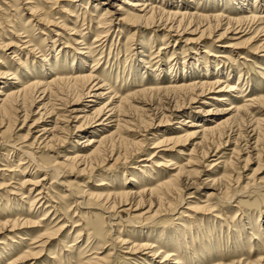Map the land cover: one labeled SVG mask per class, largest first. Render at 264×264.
I'll use <instances>...</instances> for the list:
<instances>
[{
    "label": "rangeland",
    "instance_id": "rangeland-1",
    "mask_svg": "<svg viewBox=\"0 0 264 264\" xmlns=\"http://www.w3.org/2000/svg\"><path fill=\"white\" fill-rule=\"evenodd\" d=\"M0 1L3 4H7L8 2L7 0ZM15 1L14 3L18 4V11L16 10L15 12L9 11L10 9H7L5 5L0 3V29L3 31L2 33L0 32V43L4 42V44H8L11 42L21 49L23 47L22 44L13 35L15 36V31H18L21 28L20 26H26L24 27L27 30L25 34L26 38L21 40L31 41L33 45L45 50L40 54L34 55L28 54V50H24L17 59H20L21 62H26L25 64L31 69V66H34L36 74L38 73L37 76H40L41 79L48 81L51 74L39 75L38 66L44 64V67H48L49 63H54L56 54L58 56L56 59L61 58L62 52L60 50L66 53L69 62L72 58H76V61H74L75 68H81L78 59L82 58L86 60V67L84 66V69H77V72H81L84 75L89 73L87 70L89 71V68L94 64L93 58L101 55L100 63L92 75L104 81L111 87V90H104L103 93H106V96L96 101L97 105L95 106L92 103H88V100L92 98H84L79 104L74 105L80 107V109H83L81 108L82 106L87 105L93 106L96 109L107 103L108 96H112L111 91L117 92V98H123L143 85L162 84L167 86L172 84L171 82L174 79L176 82L178 80L179 83L184 82L186 84L204 80L203 75H197L198 73H192L191 76L183 77L181 70L182 64H185L183 68L184 72H189V65L193 62V71H199L203 68V65L200 63H204L205 60H209L211 63L208 66L212 78L220 79V82H224L225 85L230 84V86H235L237 91L227 93L226 89L225 91H221V93H217V89H215V92L198 97L194 102H190L189 100H184L183 102V100L172 94L168 95L169 97L163 95L156 96L153 102H150L154 107L156 106L155 129H145L143 124L139 122L140 119L146 120V118L135 114L132 118L134 120L131 119L134 125L129 126L131 127L130 132L121 133L128 140L142 141L138 151L140 154L131 153V150H128L127 146L122 145L119 141L115 143L114 149L110 143H107L106 146L108 145L109 147L106 148L105 146L102 151L103 153L86 162V168L83 173L78 172V170L83 169L82 166L70 167V162L65 160L68 157H72L77 151L82 150V146H78L75 143V141H79V136L87 137L86 139L95 137L94 139L97 141L101 138L103 132L98 129L97 123L94 122L91 116L83 118V115L86 117V115L89 116L92 112L91 110L87 113L88 109H85V112L79 116L81 119L79 118L74 121L76 123H70V131L62 134L66 139L61 146L54 144L49 149H43L41 145L42 141L39 140L32 147L31 151L35 153V158L39 164L44 166L54 162L60 168L58 179H55V176L51 172H47L45 176L43 171L38 170L30 160L24 158L21 152L17 151L23 146L24 148L22 149L28 151L27 145L33 142V138L36 135L35 131L37 130L32 127L30 128V126L38 118L37 114L42 113L38 109V103L33 104L31 107L26 104L27 110L32 113H30L29 119L22 124V110H24V107L19 104V113L16 112L12 120H9L11 128L5 131L8 120L0 125V169L7 168L14 170L16 168V171L14 170L12 173L3 172L4 177H0V184L3 185V189H0L2 197V199L0 198V241L4 245H8L1 246V250L3 251L0 250V254L2 255V257L0 255V264H8L10 258L16 257L17 253L27 251L28 249L32 250L36 255L30 257L23 264H78L79 260L83 261V263L79 264H85L84 261L92 257L105 258V264H162L161 260L164 254L172 255L166 264H173L175 259H178L177 261L180 264H232L239 261L243 264H252L258 257L264 258V138H261L264 135V126H260L257 129V126L255 127V124L252 123L254 120L264 121V101L257 106V109L250 110L251 115H248V118L245 119L243 116V120L240 118L242 116H239V118L232 117L234 115V108L244 104V96L264 97V79L261 76V72L256 68L261 59L264 61V36L262 34L254 36L251 33L252 31H250L239 40L238 38L242 34L233 36L234 32L231 33L232 30H229V33L225 37H222L219 42L212 43V41L218 40V37L224 31L223 29L213 31L210 36L205 34L203 39L198 40V33L196 35H194L195 33H191L194 28L191 29L192 27H190L186 33L171 35L169 44L164 46L166 49L159 51L161 45L165 43V41L161 40L163 38L161 30H156V27L144 28V24L140 27H134V25L125 20V10L129 9V6L123 2L133 0H109L108 2L97 0L98 3L96 0H89V2L87 0H67V2L60 4L64 6L63 13L58 12L60 7L56 5L55 0H32L33 4H37L40 1L38 4L39 10L48 16L50 20L62 22L67 25V28L72 29L74 27L76 31L81 32L84 35L82 37L85 39L84 43L88 44L85 47L91 46L98 35L97 24L101 14H104L106 11L113 12L112 4L118 6L115 8H120V11L114 15L115 18L111 27H109L106 38L95 45L103 44L94 50L96 52L90 55L89 59L87 55L88 50H82L83 46H75L70 41V37L72 38V36L64 33L57 27L38 25V28L35 27L33 29L35 31L30 33V24L32 26L35 23L31 22L28 25L27 22L29 19L32 21L33 18L29 16V11H26V8L23 7L24 0ZM201 1L203 2V0ZM259 1L260 11L256 10L254 12L261 18L264 16V0ZM229 2L230 0H226L224 4L227 5ZM156 3L159 5L162 3V0H157ZM184 3L186 2L184 1ZM247 3L250 4L248 7L250 9L253 3L251 0ZM95 4H97L96 9L94 8ZM189 5L192 7L190 10L194 11L198 8V12L202 14L218 15L224 11L229 15L227 9L220 8L221 2L217 3L216 1V3L212 4V0H204L202 7L194 6V4ZM91 14L94 17H90ZM136 29H138V32H136ZM20 32L22 33L23 31ZM54 32L61 35V38H59L60 41L55 44L53 51H51L53 48L51 42L58 40V37L54 36ZM73 38L78 39V41L82 40L76 35ZM62 44H65L67 47L63 48ZM232 44L238 46L235 47L234 53L231 55L232 60L221 61L218 58V61L221 62L218 63L217 61L214 63L215 57L222 55L225 51L226 53H229V50L231 51L226 46ZM203 51H206L207 54H203ZM3 54L6 55V59L2 57ZM7 54H10V51H4L0 47V60L3 62V65H0V67H3L4 70L10 69L15 71V69H18L20 76L23 72H27V70H22L19 66L15 65L16 62L9 59L12 56L9 55L7 57ZM143 55H146V57H142ZM197 56L199 57V61L197 60L198 62L194 64L193 59H197ZM239 57L242 59H238ZM43 60L46 62L43 63ZM156 62L163 69V73L160 75L161 80H158V76L156 78L152 75L158 66L154 65L151 67L150 65ZM169 63L177 64L178 73L176 77L169 69ZM57 66L62 67L63 63H59ZM217 69H221L220 71L225 69L224 75L214 72ZM60 71L66 75L70 72V68L68 66ZM10 73H13V71ZM142 73L148 76L147 80L141 81L140 75ZM226 73H230L228 78L226 77ZM239 75H242L240 79H238ZM247 78H250L248 85L245 81ZM210 79L207 78L205 81H211ZM0 83L11 85L14 83V80H11V76H8L7 79L0 78ZM240 89H242L244 95L239 94ZM249 89H252L253 92H248ZM5 90L4 85L0 84V91ZM68 90L70 92L68 94L69 99L76 95L73 92L75 89ZM222 95H225V98L229 102L226 104L216 103L214 99ZM167 98L171 103L178 101V104L184 106L183 117H171L167 122L160 123V113H163V109L166 107L165 101ZM115 100L117 101V99ZM229 104L232 105L230 106ZM26 105L24 106L26 107ZM224 109L227 110L225 111ZM207 110L212 113L205 115L204 113ZM60 112L58 111L59 114ZM16 117L18 118L16 119ZM54 119V116H42V120H46V124L48 125ZM181 119L186 122H192L195 126L206 125L205 127H213L215 123L222 122V120L228 121V124L226 123L223 126L224 129H220L223 135L220 134V131L213 136L209 135L211 138L207 135V143L205 142L201 146H193L199 143L200 139L186 140L185 133L188 134L191 129L187 127L188 125L178 124L179 121H182ZM42 122L39 126L44 124V121ZM77 126H81L84 131H80V133L76 132L75 127ZM252 128H255L256 131L254 136L258 134L260 138V143L258 142L259 144L256 147L254 146L255 139H249V136L253 134L250 132ZM192 130L200 131L198 127H194ZM154 132H156L157 138L160 139L162 137L174 138L180 136L181 140L179 139V142H176L178 145L176 146L174 143L173 145H169L170 150L164 153L165 158L163 159L172 161L178 168L180 167L184 172H188L184 175V179L183 176L180 179L182 181L188 179L190 183L195 181L194 183L199 185L198 190H194L195 185H191L190 188L179 186V189H182L181 192H173L170 198L166 197L167 201L172 203L173 206H164L160 213H156V216L153 217L152 215L158 206L155 197L151 199L156 205L151 213V210L147 213L148 204L143 205L144 209L135 212H133L135 206H117L115 207L117 215L113 219H109L110 214L101 212L100 210H103V208H100L98 203L87 200L86 193H119V191L121 192L129 187L134 188V191H142L143 189L154 188L158 183L165 182L170 176L175 174L176 171H171L172 166L165 168L153 165L157 163L165 165L166 162L158 159L159 157H154V159L148 162L145 161L150 158L151 154L156 152L151 149L153 145L150 144V138H152ZM226 139L229 142H226ZM252 147L257 149H254V151ZM180 151L184 155H178ZM203 153L207 154L206 157ZM20 158H23V162L26 165L16 167ZM189 159H193L192 162L197 163H193L187 167L186 162ZM228 161L232 163V166L230 163L227 164ZM142 164H147L150 168H140ZM213 164L217 166L213 168L209 167V165ZM134 168L140 169V171ZM141 171L144 173H141ZM0 173L3 174L2 172ZM42 178H44L43 182H41ZM212 181L215 184L211 185ZM34 182L44 185L45 190L43 191L50 199L52 198L53 203H45L48 200V197L45 196V199L40 201L41 203L39 202L35 206L30 207V203L35 197L34 194L39 189L34 191L35 187L27 184H33ZM100 184L105 185L100 186ZM31 189L32 191L29 194V190ZM215 189H219L220 191L214 197L211 194L214 195ZM5 191L12 192L14 195H8ZM69 191L74 193L75 197L69 194ZM81 192H84V194ZM180 195H182L181 197L184 199V202L178 205ZM22 196L26 199L21 201ZM76 203H83V205H79L78 207ZM48 205L52 207L57 206V211L52 210V208L47 209L46 206ZM129 207H131V210H128L130 209ZM186 207L191 209L192 212L185 210ZM210 207L213 209H210ZM47 211L50 212L44 217ZM183 213H188L186 215L191 216L183 217L184 215H181ZM216 215L220 216L222 220L215 219L214 216ZM42 218L44 220L41 221ZM79 218L81 219L80 221L78 220ZM14 219L27 221L28 224L24 227L19 225L17 229H11L9 228L10 226L4 229L3 223ZM75 224L80 226L74 228ZM62 226H64L63 230L58 235H52L53 239L42 248L40 253L38 252L40 248L34 249L39 244H32V239L38 238L46 233V231H55ZM98 227H101L103 230L99 237L102 235L103 237L95 240L90 235L92 233L90 229ZM81 228H84V230H81ZM87 229H89L90 233H87ZM78 233L81 235L77 236ZM125 237H129L128 239L132 243L140 239V241H145L148 245L156 242L158 238L171 237L172 239L167 244L160 245V247L156 245L157 248L159 247L157 257H153L150 250L142 251V253H137L134 256H128L123 252L126 246H121L117 243V238L120 241ZM7 238L10 240H7ZM20 238H27L28 241L21 242ZM172 240H174V243H172ZM61 244L62 246H60ZM104 244L108 245L107 249L96 250L100 254L93 255L96 246ZM13 250L14 252L11 253ZM7 252L11 254L7 256L5 254ZM83 253L85 255L79 257V254Z\"/></svg>",
    "mask_w": 264,
    "mask_h": 264
},
{
    "label": "bare ground",
    "instance_id": "bare-ground-1",
    "mask_svg": "<svg viewBox=\"0 0 264 264\" xmlns=\"http://www.w3.org/2000/svg\"><path fill=\"white\" fill-rule=\"evenodd\" d=\"M7 1H8L7 4H3L1 1H0V3L5 5L7 9H10L9 11H13V12H15L16 10L18 11V9H17L18 4L14 3L15 0H7ZM24 1L25 2L22 4L23 7L26 8L25 9L26 11H29V16L33 18L32 21H30L31 19H29L27 24L29 25V23H31V22L35 23L32 26L30 24V29H29L30 33L33 31V29L35 27L38 28V25H44V26L47 25V26L57 27L59 30L63 31L64 33L69 34V36H72V38H73V36L76 35V36L80 37L82 40L78 41V39H76V38L72 39L70 37V41H72L75 46H83L82 50H85V49L88 50L87 55L89 56V59H90V55H92L94 52H96L94 50H96L99 46H101L103 44L102 43L101 45H95L96 43H99L101 40L106 38V36L109 32V27H111V24L113 23V20L115 18L114 15L120 11V8H115L118 6L112 4L113 12L112 11L111 12L106 11L104 14H101L99 22L97 24L98 25L97 26L98 35L96 36V39H94V42L91 44V46L85 47L88 44L84 43L85 39L82 38L84 35L81 32L79 33L78 31H76V29L74 27L72 29H69V28H67V25H65L62 22L50 20V18L48 16L41 13V11L39 10L40 7L38 4L40 3V1H38L37 4H33L32 0H24ZM83 1H86V0H83ZM87 1L89 2V0H87ZM104 1L108 2L109 0H104ZM156 1L157 0H133V1H129V2L124 1L123 3H125L129 6V9L125 10L126 11L125 12V14H126L125 20L128 21L131 25H134V27H140V26H143V24H144V26H145L144 28L147 27V29H148L150 27L151 28L156 27V30L159 29L163 32V38L161 40L165 41V43H163L161 45V47L159 48V51H161L162 49L163 50L166 49L164 46L169 44L168 42L171 38V35H173V34L181 35L180 33H186L190 27H192L191 29L194 28L191 31V33H195L194 35H196V33H198V35H199L197 38L198 40L203 39L205 34L207 36H210L213 31L223 29L224 31L222 34H220V36L218 37V40H214V42L212 41V43L219 42L222 37H225L229 33V30H232L231 33L234 32L233 36L242 34V36L240 38H238L239 40L242 39L243 37H245L250 31H252L251 33H253L254 36H258L259 34H262L264 36V21H263L264 16L259 18L258 15H256V13L254 12L256 10L260 11V3H259L260 1L259 0H251L253 5L250 9H252V10H250L248 8L250 4L247 3L250 0H230L229 4H227V5L224 4V3H226V0H212V4L216 3V1H217V3L221 2L220 8L221 9H227L229 11V15H227L224 11L219 13L218 15H208V14L199 13L198 8L197 9L195 8L196 10H194V11L190 10V9H192V7L189 4H194V6L196 5V6L202 7V5L204 4V0H203V2L201 0H195V1L194 0H187V1L186 0H162V3L159 5H157L158 3H156ZM184 1L187 4L184 3ZM54 2L57 3L56 5L58 7H60V9H58V12L63 13L62 10L64 9V6L63 5L61 6L60 4H62L63 2H67V0H55ZM96 2L98 3L97 0H96ZM208 2H210V1H208ZM94 8L95 9L97 8V4L94 5ZM53 16H55V15H53ZM90 17H94V15L91 14ZM51 19H53V18H51ZM20 27L21 28L18 31H15V36L13 35V37L19 43L22 44L23 47L21 49H19L17 46H15L11 42L8 44H4V42L0 43V47L3 48L4 51H10V54H7V57H9V55L12 56L9 58L11 61L16 62L15 65L19 66L20 69L27 70L26 73L23 72V74L20 76V73H18V69H15V71L10 70V69L4 70L3 67H0V78L7 79L8 76H11V80H14V83L11 85H9L8 83L7 84L6 83L5 84L0 83L1 85H4V87L6 88L5 91H0V125H2L4 122H6L8 120V122H7L8 125L5 129V131H7V130H9V128H11L9 120H12V117L15 116L16 112L19 111V109H18L19 104L24 107V110H22V112H23L22 124H23L26 120L29 119V116L31 115L30 113H32L29 110H27V105H29V107H31V106H33V104L35 105L38 103V105H39L38 109H40L41 110L40 112H42V113L37 114L38 118L35 119L33 124L30 126V128L32 127V128H35V130L37 129L35 131L36 135L33 138V142L30 143V145H27L28 148L25 147V148H27L28 151L22 149V148H24V146L20 147L17 151H20L24 158H27L28 160H30V162L32 164H34V166L38 170L43 171V173H45V176L47 175V172H51L55 176V179H58V176L60 174V168L57 167V165L54 162H51L52 164L49 163V164H46L44 166L39 164V162H37V160L35 158V153L33 151H31L32 147L39 140L42 141L41 145H42L43 149H49L54 144L61 146V144L64 143L65 139H66L64 136H62V134L64 132L70 131V123L71 122L76 123L74 121H76L77 119L80 118L79 117L80 114L84 113L85 109H88L87 113H89L91 110H92V112L89 116L86 115V117H85V115H83L84 116L83 118H87V117L91 116L92 119L94 120V122L97 123L96 126L98 127V129L102 130L103 132L101 134V138H99V140H97V141L94 139L95 137H92L90 139H86L87 137L79 136V141H75V143L78 146H82V150L77 151L72 157H68L65 160V161L70 162V165H69L70 167L71 166L72 167L73 166L74 167L75 166H78V167L82 166L83 169H80V171L78 170V172H83V173H84V169L86 168V166H85L86 162H88V160L90 161V159H92L94 157H97V155H99L100 153H103L102 151H103V149L107 143L108 144L110 143L112 145V148L114 149L115 143H117V141H119V143H121L122 145L124 144L125 146H127L126 148H128V150H131V153L134 152L138 155L140 154V152H138V151H139V147L141 146L142 141L141 140H139V141L128 140L121 133L130 132L131 127H129V126L134 125L132 122V120H134V119H132V118H133V115H135V114L138 115L139 117L146 118V120L140 119V122H139V123L143 124L145 129H150V130L153 128L155 129L154 120H156V113H157L156 112V106L154 107V105H152L150 102H153V100H154V98H156V96H161V95L168 96V95L172 94V95L178 97L179 99L183 100V102H184V100H189L190 102H194L196 100V98H198V97H201L203 95H209V93L215 92L216 91L215 89H217V91H216L217 93H221V91H225L226 89H227L226 90L227 93H232V92L237 91V88L235 86H230V84L225 85L224 82H220V79L212 78V76H210L211 71L209 70V66H208L210 61L205 60L204 63H200L201 65H203V68L199 71H193L194 70L193 62H191L189 65L190 66L189 72H184L183 68L185 67L184 66L185 64H182V70H181L183 77L188 76V75L191 76L192 73H194V74L198 73L197 75H203L204 80H201L198 82L193 81V83L186 84L184 82L179 83L178 80L176 82V80L174 79L173 82H171L172 84L167 85V86L166 85L164 86L162 84H159V85L158 84L157 85L156 84H149L148 86L143 85V86H140L139 89H136V91H134L133 93H129L128 95L124 96L123 98H121V97L117 98L116 97L117 92L111 91L110 93L112 94V96L111 97H110V95L108 96L109 97L108 102L95 109V108H93V106L97 105L96 101L101 100L102 98H104L106 96V93H103V91L106 89L111 90V87L109 85H107L104 81H101L98 77H96L95 75H92L93 71H95L97 69V66L100 63V59H101L100 56L101 55L95 56L97 58H95V57L93 58L94 64L91 66V68H89L90 69L89 71L87 70V72H89V73L84 75L81 72H77V69H84V66L86 67V63H87L86 60H84L82 58L78 59L79 60L78 63H79L81 68H75L74 67V65H75L74 61H76V58L75 57L72 58V60L69 62V60H67L66 53H64L62 50H60L62 52L61 58L59 57L58 59H56V57H58L56 54V56L54 58L55 59L54 63H49L48 67H44L45 66L44 64H43L44 66L43 65L38 66L39 71H40L39 75L43 76V75L51 74V77L49 78V80L45 81V80L41 79L40 76H37L38 73L36 74V70H35L34 66H31L32 67V69H31L25 64L26 62L24 63V62H21L20 59H17V57L20 54H22L23 53L22 51H24V50H26V51L28 50L27 53L32 54V55L37 54V53L40 54L41 52H44V50H45L43 48H38L36 45H33L31 41H22L21 39L26 38L25 34L27 33V30H25L26 28H24L26 26H20ZM137 30L138 29H136V32H138ZM20 31H23V32L21 33ZM0 32L1 33L3 32L2 29H0ZM41 35H43V34H41ZM54 36L58 37V40H54L53 42H51V46L53 47L51 49V51H53L55 44L58 43L60 41L59 38H61V35L56 34L55 32H54ZM62 45H63V48L67 47L65 44H62ZM226 47H228L227 49H231V51L229 50V53H226V51H225V52H223L222 55L215 57L216 59H215L214 63L218 61V58L221 61L222 60H225V61L226 60L227 61L232 60L231 55L234 53L235 47H238V46H236V44L235 45L232 44V45H227ZM60 51H57V52L61 53ZM204 53H205V55L207 54L206 51H203V54ZM2 57H5V59H6V55H4V54L2 55ZM142 57H146V55H143ZM196 58L197 59H193L194 64H196V62L199 61V59H198L199 57L197 56ZM238 59H242V58L239 57ZM221 61H218V63H220ZM42 62L44 63L46 61L43 60ZM2 63L3 62L0 60V65H3ZM59 63H61V64L63 63V66L58 67L57 64H59ZM147 64H149V63H147ZM154 65L160 66V64L157 62L153 65L151 64L150 66L153 67ZM259 65L256 68L261 72V76L264 79V61H263V59L260 60ZM68 66L70 68V72L66 75L62 74V72L60 70H63L65 67H68ZM159 66L155 68L152 75L156 78L158 76V80H161L160 75L163 73V69H161ZM176 66H177L176 63H174V64L169 63L168 64L169 69L174 73L175 77L177 76V73H178V68ZM137 68H138V66H137ZM220 70L217 69V71H214V72L220 73V75H224L225 69L222 71H220ZM11 71H13V73H10ZM200 73H202V74H200ZM229 76H230V73H228V74L226 73V77L228 78ZM241 77H242V75H239L238 79H240ZM171 78H173V77H171ZM207 78H209V79L212 78V79H210L211 81H205V79H207ZM27 79H29V80H27ZM140 79H141V81H145L148 79V76L145 73H142L140 75ZM182 81H184V79H182ZM245 81L247 82V85H248V83L250 82V78H247ZM222 85H223V87H221ZM68 89H75L73 92L76 95L75 96L72 95L74 98L71 97L72 98V99L70 98L71 100L68 98L69 97L68 94L70 93ZM246 89H245V91H246ZM248 92L252 93L253 90L249 89ZM239 94H243L242 89H240ZM172 95H171V97H172ZM174 96H173V98H174ZM225 97H226L225 95L219 96V97L215 98L214 101L216 103H222V104L225 103L226 104L229 101ZM84 98H92V99L88 100L89 101L88 103H92L93 106H88V105L82 106L81 108H83V109H80V107H78V106H74L76 104H79ZM244 98H245L244 104H242L239 107L234 108V115H232L233 118H239V116H242V117L244 116L245 119L248 118L249 117L248 115H251L250 110L257 109V106L260 105V103L264 101V97H258V96L253 97L250 95V96H244ZM115 99H117V101ZM173 103H171L169 101V99L167 98V100L165 101L166 107L163 109V113H160V121H159L160 123L167 122L169 119H171V117H173V118L174 117L175 118L180 117V116L183 117L182 113L184 112V106H181V104H178V101H176L174 104ZM24 105H26V107ZM229 105L231 106L232 104H229ZM29 107H28V109H30ZM90 107H92V108H90ZM225 108H227V107H225ZM224 110L226 111L227 109H224ZM58 111L59 112L61 111L60 114L58 113ZM221 111H218V112H221ZM87 113H85V114H87ZM210 113H212V112L207 110V112H205L204 114L209 115ZM43 115H47L48 117L54 116L55 119L52 123L50 121V123H49L50 125H48V124H46V122H47L46 120H42ZM185 115H187V114H185ZM242 117H240V118L244 120V117L243 118ZM17 118L18 117H16V119ZM16 119H14V120L16 121ZM42 121H44V124L43 125L41 124V126H39L40 123H43ZM135 121H136V119H135ZM13 123H15V122H13ZM59 123H61V124H59ZM226 123L228 124V121L222 120V122L215 123L213 125V127L212 126L205 127L206 125L205 126L204 125L203 126H197V125L195 126L194 123L189 122V121L186 122L185 120L178 122V124H182L184 126L188 125L187 127H189V129H191L188 134L185 133V135H186L185 138L187 141H189V140L191 141L195 138L200 139L199 143H196L193 146H201V144L203 145L206 142V140H208V139H206L207 135L213 136L218 131H220V134H222L221 130L224 129L223 126H225ZM252 123L255 124V127L257 126L256 127L257 129L260 126L261 127L264 126L263 120H261V121L260 120H254ZM250 124H251V122H250ZM194 127H198L200 131L192 130V128H194ZM112 129H113V131H111ZM75 131L76 132L78 131L80 133V131H84V129H82L81 126H77V127H75ZM263 131H264V129H263ZM185 132H187V131H185ZM250 132L253 134L251 136H249L250 137L249 139H253V140L255 139L254 146L256 147L257 144L260 143L259 142L260 138L258 137L259 135L257 134L256 136H254L255 132H256L255 128H252ZM260 133H261V131H260ZM261 135H262V133H261ZM181 136H183V135H181ZM263 136H261V138H264ZM150 139H151L150 144L153 145L151 149L155 150L156 152L151 154L150 158L145 160V161L148 162V161H151L152 159H154V157L155 158L159 157L158 159H162L164 162H166L165 165H162L160 163L153 164V165H155L156 167L162 166L165 168L172 166L173 168H171V171H176L175 174L170 176L165 182H162V183L160 182L161 184L158 183L159 185L157 184L154 188H151V189L145 188L146 190L143 189L142 191H134V188L129 187V188H127L121 192L119 191V193H114V192H112V193H110V192L101 193V194H100V192L99 193H93V194L92 193L89 194L90 192L86 193L87 200H91V201H94L95 203H98V206L100 208H103V210H104V211L100 210L101 212H105V213L110 214L109 219H113L117 215L115 213V211H116L115 207H117V206H119V207L135 206V210H133V212H135V211H140L141 209H144L143 205L148 204L147 213L149 210H151L150 211V213H151L152 209L155 208V206H156L155 203H153L151 201V199L153 197H155V200L157 201L158 206L152 215V217H153V216H156V213H160L161 209L164 206H167V207H170L171 205L173 206L172 203H169V201H167L166 197L170 198L171 194L173 192H178V193L181 192L182 189H179V186L180 187L185 186L187 188H190L191 185H195L194 190H198L199 185L194 183L195 181L194 182L192 181V183H190V182H188L187 178H186L187 180H184V181H182L180 179V178H182V176L184 179V175L188 172H184V170L180 167L178 168L176 164L172 163V161H170V160L166 161L163 159V158H165L164 153H166L167 151L170 150L169 145H171V144L173 145V143L176 146L178 145L176 142H179L180 136L174 137V138L173 137H170V138L162 137L160 139V138H157L156 132H154L152 134V138H150ZM226 142H229V140L226 139ZM107 147H109V146L107 145L106 148ZM255 147L254 148L252 147L253 150L257 149ZM192 152H193V150H192ZM178 155H184V153H182L180 151V152H178ZM191 155H194V154H191ZM206 155L207 154L205 153L204 156L206 157ZM109 157H111V156H109ZM140 161H144V160H140ZM192 161H193V159L187 160V162H186L187 167H189L193 163H197V162H192ZM197 161H198V159H197ZM229 163L230 162L228 161L227 164H229ZM23 165H26V164L23 162V158H20L16 167H22ZM230 165L232 166V163H230ZM210 166L213 168L217 165L213 164V165H209V167ZM140 168L149 169L150 167L147 164H142L140 166ZM134 169L138 170L137 168H134ZM14 170L4 168L2 170L0 169V172L12 173V171H14ZM138 171H140V169ZM141 173H144V172L141 171ZM2 176L4 177V173L0 175V177H2ZM43 181H44V178L41 179V182H43ZM131 181L134 182L133 179H131ZM183 184H185V185H183ZM212 184H215V182L212 181L211 185ZM27 185H33V187H35L34 191L39 189L38 191H36V194H34L35 197H34L33 201L30 203V207L35 206L40 201H43L45 199V196H47V194H45L43 191L45 189H44V185L42 183L34 182L33 184L28 183ZM104 185L105 184H100V186H104ZM2 187H3V185L0 184L1 190L3 189ZM185 187H182V188H185ZM29 191H30L29 192V194H30L32 189ZM219 191H220L219 189H215L214 195L211 194V196H214V197L217 196ZM5 193H7L8 195H14V193L9 192V191H5ZM81 193L84 194V192H81ZM69 194L73 195L74 193L69 191ZM181 196L182 195H180V198H179L180 201L178 202V205H180L182 202H184V199ZM47 197H48L49 202L47 200L45 203H50V202L53 203L52 198L50 199L49 196H47ZM73 197H75V195H73ZM190 197H192V196H190ZM0 198L2 199L1 195H0ZM24 199H26V198L24 196H22L20 200L22 201ZM75 202H77V201H75ZM76 205L79 207V205H83V203H80V204L76 203ZM46 207H47V209L52 208V210H56V211L58 209L57 206L52 207V206L48 205ZM129 208L130 209H128V210H131V207H129ZM210 209H213V208L210 207ZM128 210H126V211H128ZM185 210L191 211V209H188V207H186ZM30 211H31V209H30ZM207 211H209V210H207ZM49 212L50 211H47L44 214V217H46L49 214ZM186 214H188V213H186ZM186 214L183 213L181 215H184L183 217L191 216V215H186ZM214 217L217 220H222V218L220 216L216 215ZM42 220H44V218H42L41 221ZM78 220L80 221L81 219L79 218ZM19 222H20V224H19ZM109 223H110V221H109ZM27 224H28L27 221H24V220L19 221L18 219H14V220H8V221L4 222L3 227H4V229H6L7 227L10 226L9 228H11V229H17V227H19V225L21 227H24L25 225L27 226ZM263 224H264V222H263ZM110 225H111V223H110ZM79 226L80 225L75 224L74 228L79 227ZM63 227L64 226L59 227L57 230L52 231V232L46 231V233L39 236L38 238L32 239L31 240L32 244H39L34 249L40 248L38 250V252L40 253L42 251V248L46 244H49L50 240L53 239L52 235H58L63 230ZM81 230H84V228H81ZM91 230H92V233H90ZM86 231H88L87 233H90V235H92V237L95 240L103 237V235L101 237H99L100 234L103 232L101 227L94 228V229L91 228L90 231H89V229H87ZM96 233H97V235H95ZM79 235H81V234L78 233L77 236H79ZM88 236H89V234H88ZM128 238L129 237H125V238L121 239L120 241L117 238V241H118L117 243H119L121 246H126L124 248L125 251H123L124 254H126L128 256H134L137 253H142V251L150 250L153 257L158 256V254H159L158 248L160 247V245H163V244L165 245V244H167V242H169L172 239L171 237L158 238V240L156 242H154L151 245H148V243H146L145 241H140V239H139V241L135 240L136 242L132 243ZM76 239H74V241H76ZM7 240H10V239L7 238ZM19 240L21 242L22 241L23 242L28 241L27 238H20ZM172 243H174V240H172ZM156 245H159V247L157 248ZM1 246H8V245H4V243L2 241H0V250H1ZM60 246H62V244ZM71 246H73V245H71ZM98 247H101V248H98ZM107 247H108L107 244H104L102 246H96V248L94 249L95 251H93V255H99L100 253L97 252L96 250H105V249H107ZM154 248H157V249L153 250ZM168 248L170 249V247H168ZM4 250H6V249L4 248ZM1 251H3V250H1ZM13 252H14V250L11 253H13ZM33 253L34 252L30 249H28L27 251L17 253L18 255L16 257H12L9 259L8 264H23L24 262L28 261L30 259V257H33L34 255H36L35 253L34 254ZM2 254H4V253H2ZM5 254L7 256L10 255L9 252H7ZM83 255H85V254L84 253L79 254V257H82ZM1 257H2V255H1ZM107 257H109V256H107ZM171 257H172L171 254H164L162 256L161 263L166 264L170 260L169 258H171ZM105 260H106L105 258L92 257V258H89L88 260H86L84 262H85V264H99L98 262L105 264L106 263ZM177 260L175 259L173 264H180L179 261H177ZM263 260H264V258L258 257V259H256V261L252 264H264ZM79 263H83V261L79 260L78 264ZM232 264H243V263H240V261H239V262L232 263Z\"/></svg>",
    "mask_w": 264,
    "mask_h": 264
}]
</instances>
